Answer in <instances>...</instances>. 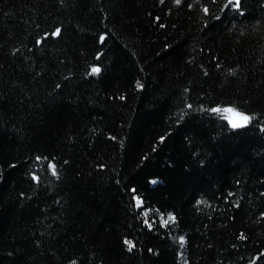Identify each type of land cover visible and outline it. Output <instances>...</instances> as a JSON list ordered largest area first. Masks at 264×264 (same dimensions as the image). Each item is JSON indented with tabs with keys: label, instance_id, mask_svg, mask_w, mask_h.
<instances>
[{
	"label": "trees",
	"instance_id": "trees-1",
	"mask_svg": "<svg viewBox=\"0 0 264 264\" xmlns=\"http://www.w3.org/2000/svg\"><path fill=\"white\" fill-rule=\"evenodd\" d=\"M0 264H264V0H0Z\"/></svg>",
	"mask_w": 264,
	"mask_h": 264
},
{
	"label": "rangeland",
	"instance_id": "rangeland-1",
	"mask_svg": "<svg viewBox=\"0 0 264 264\" xmlns=\"http://www.w3.org/2000/svg\"><path fill=\"white\" fill-rule=\"evenodd\" d=\"M224 114H225L226 116H228V113L224 112ZM228 117H229V116H228ZM230 121H233V124L238 125V123L241 122V119L238 118L236 115H231V116H230Z\"/></svg>",
	"mask_w": 264,
	"mask_h": 264
}]
</instances>
